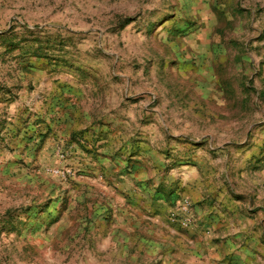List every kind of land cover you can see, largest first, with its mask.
<instances>
[{
	"label": "rangeland",
	"instance_id": "obj_1",
	"mask_svg": "<svg viewBox=\"0 0 264 264\" xmlns=\"http://www.w3.org/2000/svg\"><path fill=\"white\" fill-rule=\"evenodd\" d=\"M202 238L264 264V0H0V264Z\"/></svg>",
	"mask_w": 264,
	"mask_h": 264
},
{
	"label": "crops",
	"instance_id": "obj_2",
	"mask_svg": "<svg viewBox=\"0 0 264 264\" xmlns=\"http://www.w3.org/2000/svg\"><path fill=\"white\" fill-rule=\"evenodd\" d=\"M144 197L142 195L140 196H135L134 197H131L130 199H128V202L129 204L131 205L132 209H144V208H148L147 206L146 207H143V200ZM142 228V226H140ZM203 242H199V246L196 245L195 249L193 250V252L191 251V253L193 254V264H195V261H199L200 262V259L204 258V263L205 264H220V260L222 259V255H218L217 257L214 256L212 253H211V256L210 259L208 258L207 256V250H209V252H211V249H213L214 247V243L212 242V240L210 239H206V238H202ZM181 243H183L181 241ZM179 243V245L181 244ZM181 246V245H180ZM168 254V253H167ZM227 254H229V252H227ZM174 256L175 258H178L179 256H184L183 253L182 254H179V255H172ZM213 261H216V262H213ZM189 262V261H188ZM187 264H191L192 262L188 263ZM229 262V261H228ZM234 263V262H232Z\"/></svg>",
	"mask_w": 264,
	"mask_h": 264
},
{
	"label": "built area",
	"instance_id": "obj_3",
	"mask_svg": "<svg viewBox=\"0 0 264 264\" xmlns=\"http://www.w3.org/2000/svg\"><path fill=\"white\" fill-rule=\"evenodd\" d=\"M49 171H51L52 173H55L59 176H62L63 174H61V171L60 170H54V169H50Z\"/></svg>",
	"mask_w": 264,
	"mask_h": 264
}]
</instances>
